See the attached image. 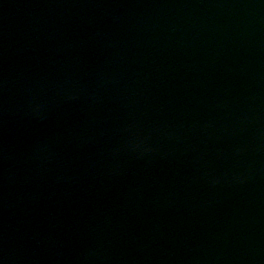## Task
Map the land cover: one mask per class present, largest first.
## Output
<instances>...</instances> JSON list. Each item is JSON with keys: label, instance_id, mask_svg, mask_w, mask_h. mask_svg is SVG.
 <instances>
[{"label": "water", "instance_id": "95a60500", "mask_svg": "<svg viewBox=\"0 0 264 264\" xmlns=\"http://www.w3.org/2000/svg\"><path fill=\"white\" fill-rule=\"evenodd\" d=\"M0 264H264V0H0Z\"/></svg>", "mask_w": 264, "mask_h": 264}]
</instances>
